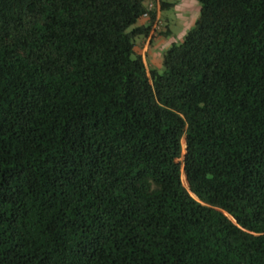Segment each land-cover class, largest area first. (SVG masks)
<instances>
[{
    "label": "trees",
    "instance_id": "1",
    "mask_svg": "<svg viewBox=\"0 0 264 264\" xmlns=\"http://www.w3.org/2000/svg\"><path fill=\"white\" fill-rule=\"evenodd\" d=\"M198 1L148 70L146 0H0V264H264V0Z\"/></svg>",
    "mask_w": 264,
    "mask_h": 264
},
{
    "label": "crops",
    "instance_id": "2",
    "mask_svg": "<svg viewBox=\"0 0 264 264\" xmlns=\"http://www.w3.org/2000/svg\"><path fill=\"white\" fill-rule=\"evenodd\" d=\"M149 2L154 3V10H156V20L149 34L137 36L135 50L137 51V53L143 56L148 70L151 68L161 69L163 62V52L173 42L184 39L188 30L194 26L196 20L199 17L200 6L192 2L194 5L191 6L189 12L186 11V13L183 15H181V13L179 12V20L181 21L180 24L183 29L174 31L171 26L174 20L171 21L170 17L168 16V12H170V10L172 9H179L180 6L176 2H171L168 0H146V3ZM162 2H171L173 3V6L168 7V5H166V8L162 9ZM157 22H160L162 24V33L156 32L154 30V25ZM150 23V17H141L136 23V26L146 27Z\"/></svg>",
    "mask_w": 264,
    "mask_h": 264
},
{
    "label": "rangeland",
    "instance_id": "3",
    "mask_svg": "<svg viewBox=\"0 0 264 264\" xmlns=\"http://www.w3.org/2000/svg\"><path fill=\"white\" fill-rule=\"evenodd\" d=\"M168 1L176 2L180 6L179 9H175V10L172 9V10H170V12H168V14H169L168 16L170 17L171 21L174 20L171 24L172 29L174 31H178V30L183 29V27L180 24L181 21L179 20V18H180V15L178 14L179 12L181 13V15H183L186 13V11L189 12V10L191 9V6H193L194 4H198L200 6L198 0H192V1L191 0H168ZM184 141L185 140H183V142Z\"/></svg>",
    "mask_w": 264,
    "mask_h": 264
},
{
    "label": "built area",
    "instance_id": "4",
    "mask_svg": "<svg viewBox=\"0 0 264 264\" xmlns=\"http://www.w3.org/2000/svg\"><path fill=\"white\" fill-rule=\"evenodd\" d=\"M154 8V3L153 2H149L147 4V11L144 13V17H149V12ZM161 29V23L160 22H157L155 25H154V30L156 32H158L159 30Z\"/></svg>",
    "mask_w": 264,
    "mask_h": 264
},
{
    "label": "water",
    "instance_id": "5",
    "mask_svg": "<svg viewBox=\"0 0 264 264\" xmlns=\"http://www.w3.org/2000/svg\"><path fill=\"white\" fill-rule=\"evenodd\" d=\"M183 145H184V148H185V151H186V148H187L186 141L183 142Z\"/></svg>",
    "mask_w": 264,
    "mask_h": 264
},
{
    "label": "clouds",
    "instance_id": "6",
    "mask_svg": "<svg viewBox=\"0 0 264 264\" xmlns=\"http://www.w3.org/2000/svg\"><path fill=\"white\" fill-rule=\"evenodd\" d=\"M148 4V3H147Z\"/></svg>",
    "mask_w": 264,
    "mask_h": 264
}]
</instances>
